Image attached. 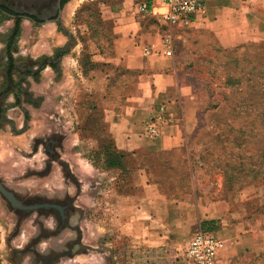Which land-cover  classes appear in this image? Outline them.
Returning <instances> with one entry per match:
<instances>
[{
  "label": "crops",
  "instance_id": "0c3cea01",
  "mask_svg": "<svg viewBox=\"0 0 264 264\" xmlns=\"http://www.w3.org/2000/svg\"><path fill=\"white\" fill-rule=\"evenodd\" d=\"M110 1L116 0H68L56 21L45 20L37 25L19 20L13 59L37 62L46 58L57 64V71L45 66L36 81L27 78V85L22 87L28 97H20L19 107L15 106L14 95L4 98L3 117L7 123L0 126V165H4L0 178L18 192L69 191V186L56 183L59 172L54 176L53 168L42 178H17L13 170L40 171L49 161L43 151L48 144L59 146L56 150L62 152V160L69 165L64 154L72 136L66 118L84 89L91 94L103 122L97 126L101 134L95 130L91 137V147L98 146L100 140L110 142L112 152L120 159L110 168L104 165L105 160L103 165L91 162V203L83 193L90 187L72 171L80 187L78 210L84 215L91 204L93 221L104 217L103 233L95 225L93 229L91 221V248L73 264H156L159 250L167 252L163 264H188L178 252L204 229L222 244L217 264H245L264 256L263 215L242 214L227 202L198 207L194 200L169 199L141 163L143 152L159 154L176 149L196 128L199 93L185 90L174 55L177 32L183 26H171L153 13L137 12L136 0H119L115 7L120 9V19L103 21L112 32V52L92 53L91 59L97 61H91L89 70L80 68L83 50L78 49L73 33L75 17L87 5L92 10L109 12ZM12 3L0 0V89L7 63L3 42L16 24L8 14L15 13ZM193 20H199L195 26L210 32L222 50L241 47L248 56L264 61V0H206L203 16ZM167 37L170 53L164 45ZM64 50L66 53L57 58ZM145 51L151 54L145 56ZM125 73H134V79L125 84L123 98L116 102L111 89L123 82ZM161 106L167 112L165 123L156 139L147 140L142 128ZM104 237L111 241L110 252L99 245ZM83 238L86 243L90 241L85 233ZM112 250H119V259H108ZM21 264L33 263L22 259Z\"/></svg>",
  "mask_w": 264,
  "mask_h": 264
},
{
  "label": "rangeland",
  "instance_id": "374dc122",
  "mask_svg": "<svg viewBox=\"0 0 264 264\" xmlns=\"http://www.w3.org/2000/svg\"><path fill=\"white\" fill-rule=\"evenodd\" d=\"M117 1H110L112 10L109 8V12L96 8L91 11L87 5L75 17L73 33L78 49L83 50L79 58L82 70H89L91 61H97L91 59L92 53L109 55L112 52V32L102 23L120 19V9L115 7ZM53 2L13 0L12 5L18 12L36 14L41 20H47L38 14V4L45 7ZM198 22L190 20L186 25L180 24L183 27L177 32L174 54L185 90L199 93L196 128L176 149L159 154L143 152L141 163L169 199L194 200L198 207L227 202L242 214L264 216V61L248 56L241 47L222 50L210 32L200 30L201 25L195 26ZM78 79L81 81V76ZM133 79L134 73H125L123 82L113 86L114 101L123 98L125 84ZM69 113L66 120L72 141L65 149L64 158L70 162L71 171L90 187V191L84 189L83 193L89 196L91 203V162L103 165V152H111L108 148L111 144L100 140L98 146L91 147V137L95 130L101 134V127L97 126L103 122L86 90H80ZM3 166L0 165V170ZM52 168L55 176L57 166ZM13 171H17V178L33 177L27 175L30 170L25 168ZM57 176L56 183L66 185L60 174ZM0 182L5 185L4 179L0 178ZM69 188V193L73 194L74 187L69 184ZM85 209L80 227L89 236L86 244L91 247V221L92 227L95 225L103 233L104 217H98L95 222L91 217V204ZM203 231L211 234L207 229ZM36 234L37 228L11 211L0 196V264H21L22 259H29L26 255L23 257V253ZM99 242L110 252L108 238H101ZM46 248L47 244L41 245L38 251ZM184 248L178 252L180 256ZM114 258L119 259V250L111 251L108 259L114 261ZM181 259L188 263L184 256ZM166 261L167 252L159 250L156 264ZM245 264H264V256Z\"/></svg>",
  "mask_w": 264,
  "mask_h": 264
},
{
  "label": "flooded vegetation",
  "instance_id": "af4514ba",
  "mask_svg": "<svg viewBox=\"0 0 264 264\" xmlns=\"http://www.w3.org/2000/svg\"><path fill=\"white\" fill-rule=\"evenodd\" d=\"M58 2L59 0H54L53 3L45 4L46 9L39 3L38 14L46 17L47 20L56 14L58 16ZM14 12L28 14L18 12L16 9ZM29 14L41 20L40 16ZM56 149H59V146L46 145L43 151L49 161L44 163L40 171H30L27 175L37 178L48 176L54 164L66 185L70 184L74 187L73 194L69 193L66 188L61 193L42 192L41 190L18 192L1 183L5 189L13 193L23 207V209L10 207L11 211L37 228V234L30 239L23 253V257L25 255L29 257L33 264H73L91 248L84 241L83 230L80 227L82 221L80 217H83L81 216L83 214L76 206L80 187L70 167L62 160L60 156L63 155L62 152L58 153ZM46 244L47 248L39 252V246Z\"/></svg>",
  "mask_w": 264,
  "mask_h": 264
},
{
  "label": "built area",
  "instance_id": "2783aa9c",
  "mask_svg": "<svg viewBox=\"0 0 264 264\" xmlns=\"http://www.w3.org/2000/svg\"><path fill=\"white\" fill-rule=\"evenodd\" d=\"M205 0H139L135 3V10L139 13H153L171 26L187 24L190 20L204 14ZM166 53H170L171 43L167 37L164 39ZM151 53L145 51L144 55ZM166 109L161 106L157 115L142 128V136L147 140H154L160 135L165 123ZM222 244L215 240L211 234L199 231L186 245L183 255L189 264H217V255Z\"/></svg>",
  "mask_w": 264,
  "mask_h": 264
},
{
  "label": "trees",
  "instance_id": "16d2710c",
  "mask_svg": "<svg viewBox=\"0 0 264 264\" xmlns=\"http://www.w3.org/2000/svg\"><path fill=\"white\" fill-rule=\"evenodd\" d=\"M68 0H61V7L67 2ZM84 8V7H83ZM81 8V10L83 9ZM81 10L77 13L81 12ZM92 11V8H91ZM9 15L13 16L16 20L15 28L11 32V34L4 40L5 44V56L7 58V63L5 67V73L3 75L4 84L3 87L0 89V126L4 123H7V121L4 119L3 114L6 110V107L4 105V98L12 94L16 98L15 106H20V97H28V94L26 92H23L22 85H27L26 79L32 78L33 80H37L39 77V73L45 68V66H50L53 70L57 71V64H52L49 62V59L43 58L37 62L33 61H20L17 62L13 59L12 53L15 50L16 40L19 36V27L18 23L20 19H27L37 25L43 24L44 20H39L36 16H32L30 14H18V13H12L8 12ZM49 20L56 21L57 20V14L56 16L50 18ZM104 24V23H102ZM66 53V50L62 51L61 53L57 54V58L63 56ZM91 65V64H90ZM36 67V69H35ZM18 78L16 81L13 78ZM24 118L26 121L29 120L28 114L26 111H23ZM109 146L108 148H110ZM102 153V152H101ZM105 163L104 165L110 168L112 165H118L119 164V154L114 152H103Z\"/></svg>",
  "mask_w": 264,
  "mask_h": 264
},
{
  "label": "water",
  "instance_id": "95a60500",
  "mask_svg": "<svg viewBox=\"0 0 264 264\" xmlns=\"http://www.w3.org/2000/svg\"><path fill=\"white\" fill-rule=\"evenodd\" d=\"M61 12V4L60 0L58 2V17ZM0 196L10 205L12 209H23V207L20 205L19 201L15 198L13 193L5 189L1 182H0Z\"/></svg>",
  "mask_w": 264,
  "mask_h": 264
}]
</instances>
